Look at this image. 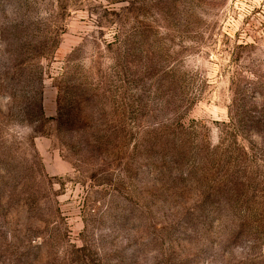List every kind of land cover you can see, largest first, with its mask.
<instances>
[{"label": "rangeland", "instance_id": "1", "mask_svg": "<svg viewBox=\"0 0 264 264\" xmlns=\"http://www.w3.org/2000/svg\"><path fill=\"white\" fill-rule=\"evenodd\" d=\"M0 264H264V0H0Z\"/></svg>", "mask_w": 264, "mask_h": 264}]
</instances>
